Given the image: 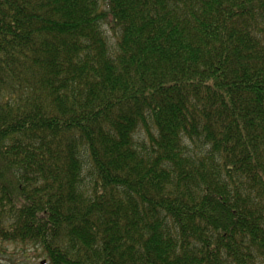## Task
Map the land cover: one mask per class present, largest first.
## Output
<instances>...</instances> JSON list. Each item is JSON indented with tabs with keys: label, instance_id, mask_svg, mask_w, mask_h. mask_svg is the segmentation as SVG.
I'll return each instance as SVG.
<instances>
[{
	"label": "trees",
	"instance_id": "16d2710c",
	"mask_svg": "<svg viewBox=\"0 0 264 264\" xmlns=\"http://www.w3.org/2000/svg\"><path fill=\"white\" fill-rule=\"evenodd\" d=\"M8 245L264 264V0H0Z\"/></svg>",
	"mask_w": 264,
	"mask_h": 264
},
{
	"label": "rangeland",
	"instance_id": "374dc122",
	"mask_svg": "<svg viewBox=\"0 0 264 264\" xmlns=\"http://www.w3.org/2000/svg\"><path fill=\"white\" fill-rule=\"evenodd\" d=\"M106 33L109 37L111 43L114 42L112 31L109 25L104 26ZM41 258H35L33 254H30L28 257H23L19 249L8 245L4 253H0V262L4 264H39Z\"/></svg>",
	"mask_w": 264,
	"mask_h": 264
},
{
	"label": "flooded vegetation",
	"instance_id": "af4514ba",
	"mask_svg": "<svg viewBox=\"0 0 264 264\" xmlns=\"http://www.w3.org/2000/svg\"><path fill=\"white\" fill-rule=\"evenodd\" d=\"M27 257H28V256H27ZM42 260H43V262H42ZM39 264H48V262H47V260L41 259V260L39 261Z\"/></svg>",
	"mask_w": 264,
	"mask_h": 264
},
{
	"label": "water",
	"instance_id": "95a60500",
	"mask_svg": "<svg viewBox=\"0 0 264 264\" xmlns=\"http://www.w3.org/2000/svg\"><path fill=\"white\" fill-rule=\"evenodd\" d=\"M42 262H43V260H42ZM0 264H4V263L0 262Z\"/></svg>",
	"mask_w": 264,
	"mask_h": 264
}]
</instances>
